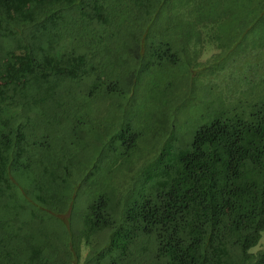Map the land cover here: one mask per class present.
<instances>
[{
  "label": "trees",
  "instance_id": "obj_1",
  "mask_svg": "<svg viewBox=\"0 0 264 264\" xmlns=\"http://www.w3.org/2000/svg\"><path fill=\"white\" fill-rule=\"evenodd\" d=\"M254 2L246 24L222 0H0V264H264V0ZM227 22L240 24V32L254 25L262 38L256 61L230 76L223 61L229 46L219 33L187 36L190 56L171 34L175 27L214 30ZM128 26L147 28L138 39L151 37L135 57L145 69L194 76L199 88L170 111L146 114L140 131L128 135L129 146L110 120L118 158L128 148L140 154L137 141L151 132L148 142L132 185L87 195L74 224L71 174L44 154L59 136L42 127L70 131L77 118L88 121L98 93L120 104L129 88L110 74L116 62L105 43L120 35L124 41ZM207 47L218 52L200 61ZM167 78L156 84L160 92L174 86ZM180 118L191 128L182 145L173 124ZM37 165L44 181L15 189L12 171Z\"/></svg>",
  "mask_w": 264,
  "mask_h": 264
},
{
  "label": "rangeland",
  "instance_id": "obj_2",
  "mask_svg": "<svg viewBox=\"0 0 264 264\" xmlns=\"http://www.w3.org/2000/svg\"><path fill=\"white\" fill-rule=\"evenodd\" d=\"M251 1L252 3H250ZM251 1L222 0V6H229L231 8V14L232 11H237L234 17L238 21H243L247 24L253 21L255 15L252 10L256 2H254V0ZM200 11L201 12L195 13V16L197 14L198 17H203L204 10ZM229 17L232 19L233 15ZM242 27L243 26H241V28ZM146 29L145 27L128 26L123 29L126 35L124 41H122V36L120 35L116 42L108 41L105 43V46L108 48L106 50L108 59L116 62V65L110 70V74L113 76H122L124 78V86L129 88L128 91L122 95V101L118 102L120 103L119 105H117V103L111 104V102L104 100V98L101 99L99 96L100 93L96 91L98 97L92 100L88 106L90 111L92 110L91 119L84 121L77 118L70 131L69 129L64 130V127H42V130L48 134L59 136L53 139L57 141L53 147L51 146V151L45 152L44 154L47 161L54 157V159L59 162V171L71 174V185L68 191L70 198L68 204L70 206V218L74 224H77L82 217L87 195L93 196L102 190L113 194L116 192L117 187L121 189L123 185H132L129 179L131 178L132 172L137 169L138 158L144 151L148 142L151 129H149V134H142L137 141V145L139 143L143 146V148L140 147V154L136 152L130 154L128 148L126 151L123 150L128 153L118 158V156L111 153L116 146L109 140L108 124L110 120L114 119V121L119 123V132L123 133L121 137L124 141V145L129 146L133 140H131L128 135L131 134L132 131H140L146 114L147 116H157L161 113L170 111L178 100L186 97L190 91L195 92L199 88L198 80L195 79L194 76L192 78H182L181 72L178 71H170L167 74L170 68L161 70L163 73L158 75L151 71L152 68L145 69L141 58H135L137 54H140V50H142L140 47L143 46V44L148 45L150 43V36H148L147 39L142 38L143 36L138 39L139 35H145ZM172 30L171 34L176 41L175 43L179 46H185L183 53L187 56H190L189 52L192 51V47L186 39L187 36L196 35L198 32H201V35H207L208 30H211L213 35L214 33H219L223 45L229 46L227 50L224 48L223 51V61L230 63L227 68L228 73H225L227 76H230L234 72H240L241 70L246 71L245 65H249L256 61V49L258 47L261 48L259 41L262 40V38L257 39L258 28L254 25L248 24L246 27L242 28L241 32L240 24L234 23L230 25L228 22L220 28L214 27V30L209 29L207 26L194 27L187 25L175 27L172 28ZM241 34L242 39L238 42ZM134 51L136 52L135 56L132 54ZM216 52H218L217 48L207 47L201 57H199V60L205 61V59L211 58ZM262 54L263 51L261 50L259 55L261 56ZM138 57H140V55ZM173 69H175V67H171V70ZM253 72L257 74L258 70H253ZM171 75L175 76L171 78ZM168 76H170V78H167ZM166 78L167 80L173 79L174 86L169 91L163 89L162 92H160L158 89L159 86L157 88L155 86L159 82V79ZM149 88L150 90L152 88L151 91L153 92H148V97H146L145 93ZM75 92H78L77 89H75ZM200 110L201 107H196V110L192 109L195 114H198ZM127 124L130 125V130H128ZM173 124L175 128L176 144L179 143L182 145L189 142L191 139L189 122H184L183 119L180 118L178 121H174ZM62 135H66V137L62 142H59L58 139H61L60 136ZM157 166L158 161L156 163V167ZM86 173L91 175L82 178L78 176V174L82 175ZM12 179L14 188L21 191L22 188L28 189L32 185H35L38 179L42 183L45 178L42 175L40 165H37L33 167L29 166V168L25 170L21 167L15 168L12 171ZM86 185H92L88 192H86L87 188L85 189ZM80 190L83 191L81 192ZM65 216L66 214L61 217ZM44 221L45 225L49 224L48 220L44 219ZM262 240L260 247L264 244V238Z\"/></svg>",
  "mask_w": 264,
  "mask_h": 264
}]
</instances>
